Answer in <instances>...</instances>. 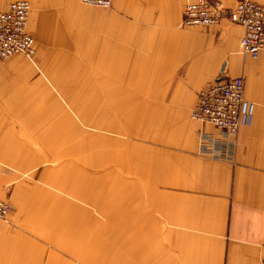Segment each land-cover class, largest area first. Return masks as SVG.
<instances>
[{"label": "crops", "instance_id": "crops-1", "mask_svg": "<svg viewBox=\"0 0 264 264\" xmlns=\"http://www.w3.org/2000/svg\"><path fill=\"white\" fill-rule=\"evenodd\" d=\"M25 1L35 54L0 59V264H264V51H242L243 27H182L193 0ZM49 60L94 64L91 157L29 65ZM222 70L252 103L232 163L199 153L213 128L191 118Z\"/></svg>", "mask_w": 264, "mask_h": 264}, {"label": "built area", "instance_id": "built-area-1", "mask_svg": "<svg viewBox=\"0 0 264 264\" xmlns=\"http://www.w3.org/2000/svg\"><path fill=\"white\" fill-rule=\"evenodd\" d=\"M112 0H81L86 5L110 7ZM30 3L16 0L0 11V59L23 55L32 58L35 40L28 30ZM223 20L239 24L244 29L242 51L256 58L264 51V4L238 0L225 6L218 0H193L184 5L182 27H216ZM242 77L229 78L222 70L219 78L199 90L191 118L210 125L213 132L200 131L199 153L210 159L232 163L236 136L241 125L251 119L252 103L243 96ZM11 204L0 198V221L7 219Z\"/></svg>", "mask_w": 264, "mask_h": 264}, {"label": "rangeland", "instance_id": "rangeland-1", "mask_svg": "<svg viewBox=\"0 0 264 264\" xmlns=\"http://www.w3.org/2000/svg\"><path fill=\"white\" fill-rule=\"evenodd\" d=\"M63 39L59 37L58 41ZM23 56V55H20ZM25 57V56H24ZM35 60H38L36 55ZM37 75L40 77L42 83L44 84L46 90L54 94L55 103L70 117L71 122V133L69 140L74 145L75 149L71 150V156L77 157L78 155H83L82 151L78 149V142H84L85 144L90 145L87 149V156L91 157L94 154L93 143L95 140V130H94V100H90V94L93 92V76H94V64H83L84 69L87 68V72L82 68L81 71L78 67V64H54L49 60L48 64H29ZM69 65V66H68ZM74 65L76 67H74ZM72 66V67H71ZM86 75L87 85H80V77ZM79 88L81 89L79 91ZM70 97V100H65L63 95ZM88 97V99H86ZM75 105V106H74ZM79 109H81L82 115L79 114ZM60 121L67 119L66 117L58 116L56 117ZM85 120V122H84ZM109 120V118H108ZM66 121V120H65ZM61 136L66 140L68 134L60 133ZM109 132L103 133V142L109 141ZM58 136V133H56ZM63 150H56V156H66L63 155ZM68 155V154H67ZM105 156V151H104ZM12 169L25 168L23 172H36L42 171L45 168H57V165H24V166H8ZM27 169V170H26ZM39 169V170H38ZM52 171V170H51Z\"/></svg>", "mask_w": 264, "mask_h": 264}, {"label": "bare ground", "instance_id": "bare-ground-1", "mask_svg": "<svg viewBox=\"0 0 264 264\" xmlns=\"http://www.w3.org/2000/svg\"><path fill=\"white\" fill-rule=\"evenodd\" d=\"M43 23V22H42ZM109 68V67H108ZM75 106V105H74Z\"/></svg>", "mask_w": 264, "mask_h": 264}]
</instances>
